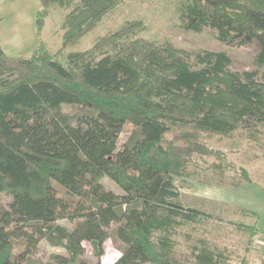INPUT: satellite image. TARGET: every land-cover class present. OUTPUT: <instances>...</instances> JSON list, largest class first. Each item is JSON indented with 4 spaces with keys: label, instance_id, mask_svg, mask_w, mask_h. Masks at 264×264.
Returning a JSON list of instances; mask_svg holds the SVG:
<instances>
[{
    "label": "trees",
    "instance_id": "1",
    "mask_svg": "<svg viewBox=\"0 0 264 264\" xmlns=\"http://www.w3.org/2000/svg\"><path fill=\"white\" fill-rule=\"evenodd\" d=\"M75 1L55 53L9 56L0 46V192L12 196L0 212V264L24 263L42 239L67 251L58 264H88L83 243L102 256L114 224L126 244L116 264H251L227 247L193 241L190 230L212 216L180 205L175 180L234 189L252 182L245 166L238 179L227 153L208 139L238 132L264 145V0H185L177 17L181 28L211 29L229 45L257 41L261 79L257 71L231 70L226 51L186 52L145 36L140 18L67 54L124 0H41L37 26L48 7ZM65 104L78 106L77 122ZM84 113L92 118L88 126ZM123 121L134 130L119 146L112 132ZM106 176L123 193L106 189ZM238 211L254 222H230L255 235L259 214Z\"/></svg>",
    "mask_w": 264,
    "mask_h": 264
},
{
    "label": "rangeland",
    "instance_id": "2",
    "mask_svg": "<svg viewBox=\"0 0 264 264\" xmlns=\"http://www.w3.org/2000/svg\"><path fill=\"white\" fill-rule=\"evenodd\" d=\"M182 1L185 0H124L117 7L110 10L93 30L84 35L76 44L67 47L65 53L68 54L88 49L94 45L98 37L117 30L126 20L140 18L147 25V30L143 33L145 36L162 42H170L186 52H193L198 49L226 51L232 59L231 70L237 72L257 71V78H262L263 67L259 66L256 62V56L260 51V45L257 41L246 45L234 46L218 40L211 29L207 28L203 32L197 33L181 28L177 17L178 3ZM75 4L76 1L68 8L53 4L44 11V21L37 26L40 37V46L38 48L40 52L47 50L55 53L61 48L65 30L64 22L67 14L71 12ZM25 32L27 35L28 32L26 30ZM31 53L29 52L25 56ZM63 108L71 115L72 121L77 122L80 112L78 106L65 104ZM83 118L86 126L92 122V118H90L88 113H84ZM133 130L134 126L132 123L123 121L122 127L118 131L112 132V134L117 138L119 146H122L130 140ZM109 132L111 131H104L106 134ZM262 140L264 141V138ZM208 144L227 153L228 159L236 166L234 169L238 172V179L242 178V172H240L239 168L241 166H245L250 174L252 173V182L246 183L244 180H241V189L237 190H251L252 192L264 193V145L251 142L238 132L232 136L214 134L208 139ZM236 171L228 170L227 175L236 173ZM102 183L108 190H113L119 194L123 193L122 188L108 176L102 180ZM198 183L209 187L214 184L218 186L219 184L215 182L209 184ZM222 186L231 188L229 185ZM179 187L183 193L180 200L178 198L179 203L201 208L204 210L203 212L212 216V218H202L197 221L194 230L188 229L193 241H196L198 238H204L209 244L229 248L234 258L245 257L251 264H264V244H260L262 248H255V243L253 242L255 235L252 234L253 236H251V232L237 228L230 222V219L244 218L239 211L238 213L236 212L238 208L243 207L230 206L232 209L229 214L222 215L216 209L218 203L209 199L205 193L197 192L196 190L187 191L180 182ZM57 188L60 195H65L63 188L58 185ZM208 190L210 193L213 192L211 188H208ZM11 198L12 196L9 193L0 192V212L9 208ZM220 204L223 205V203ZM227 210L229 211V208ZM244 220L254 222L255 219L245 217ZM56 223L69 229H72L75 225L67 219H59ZM117 225H112L108 230L109 238L104 242L105 249L102 256L95 255L91 244L84 242L82 259L88 264H116V261L122 254V250L126 248V244L117 238ZM183 240L184 242L186 241L185 237H183ZM66 254L67 251L64 248L53 246L47 240L42 239L39 241L35 251L29 254L22 264H58L57 255Z\"/></svg>",
    "mask_w": 264,
    "mask_h": 264
},
{
    "label": "crops",
    "instance_id": "3",
    "mask_svg": "<svg viewBox=\"0 0 264 264\" xmlns=\"http://www.w3.org/2000/svg\"><path fill=\"white\" fill-rule=\"evenodd\" d=\"M42 9L41 0H0V17L2 18L0 22V46L7 55L25 56L29 52L38 50L40 37L36 18ZM25 30L28 32L27 35ZM179 182L182 183L187 191L196 190L197 192L205 193L209 199L217 202L218 206H216V209L222 215L229 214L232 209L230 206L248 208L258 213L260 217L256 224V233L253 241L255 244H253L255 248H262L260 244H264V193L252 192L251 190H235L232 187H224L219 184L218 186L214 184L209 187L200 185L192 178L177 177L175 184L179 191V200L183 194L179 187ZM208 188H211L213 192H208ZM220 203H223V205ZM180 205L204 211L201 208L190 205L181 203ZM227 207L229 211H226Z\"/></svg>",
    "mask_w": 264,
    "mask_h": 264
}]
</instances>
